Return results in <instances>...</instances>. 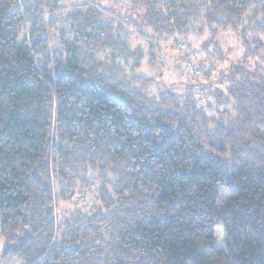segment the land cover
Masks as SVG:
<instances>
[{"label": "trees", "instance_id": "obj_1", "mask_svg": "<svg viewBox=\"0 0 264 264\" xmlns=\"http://www.w3.org/2000/svg\"><path fill=\"white\" fill-rule=\"evenodd\" d=\"M96 1L0 0V263L264 264V0H130L158 39L240 32L215 107L139 89L146 54Z\"/></svg>", "mask_w": 264, "mask_h": 264}, {"label": "rangeland", "instance_id": "obj_2", "mask_svg": "<svg viewBox=\"0 0 264 264\" xmlns=\"http://www.w3.org/2000/svg\"><path fill=\"white\" fill-rule=\"evenodd\" d=\"M130 2V0H97L96 4L105 16L114 19L115 24L120 22L129 35L130 46L146 54L139 67L133 71V76L137 75L151 81L143 83L139 79L135 82L140 81L141 84L136 86L150 96L157 97L164 89H167L180 98L186 95V88L195 86L199 102L203 104L209 102L214 107L217 106L212 93L217 89L223 90L226 84L224 80L222 82L216 78L227 75L230 65L241 64L244 61V49L238 38L240 32L226 29L216 36H211L208 31H205L201 36L189 33L176 35L167 40L158 39L153 37L149 29L142 26L143 10ZM246 24L247 21L243 20L242 25ZM247 36L249 39L258 37L252 30L247 32ZM150 49L153 56L149 58ZM149 59H151L150 62ZM257 64H259L258 59L250 57L247 58L244 66L248 70H253L252 68ZM125 70L132 75L129 66H125ZM203 87L204 90H202ZM223 99L225 101V96ZM93 198L91 191H82L68 199L57 198V219L61 220L63 217L83 212V208L93 202ZM220 198L223 202L229 199L224 189L220 192ZM214 245L217 248L223 247V232L220 228L215 232ZM2 248L3 242L0 240V254ZM0 264L22 263L14 259L7 262L4 260Z\"/></svg>", "mask_w": 264, "mask_h": 264}]
</instances>
